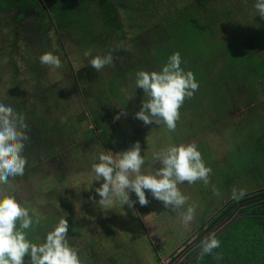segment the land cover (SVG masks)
I'll return each instance as SVG.
<instances>
[{"label":"rangeland","instance_id":"rangeland-1","mask_svg":"<svg viewBox=\"0 0 264 264\" xmlns=\"http://www.w3.org/2000/svg\"><path fill=\"white\" fill-rule=\"evenodd\" d=\"M11 1L17 0H0L2 5L0 8V103L11 105L35 131L45 134L41 136L45 140L42 148L46 146L43 149L48 150L39 151L37 146V151L32 152L33 149L24 156L27 160L26 164H36L35 169L39 170V175L33 182L30 178L35 175L10 177L9 184L0 185V193L14 197L22 206L29 209L30 215L37 217H45L46 214L48 216L52 208L51 201L65 194V199L70 201L66 214L56 212L49 217L56 224L61 218L74 221L75 224L86 223L89 219V226L94 216L92 232L96 236L97 244L100 245L95 247L97 258L107 256L110 261L126 263L125 257L132 255L134 259L128 258L127 263L180 264L182 253L188 247H195V241L200 235L206 231V234L212 232V220L227 207L230 197L233 196V189L244 190L247 194L263 187L264 173L258 175L257 181V171L254 168L249 169L250 159L253 157L256 162L258 160L257 152L254 153L251 149L253 145V148L257 149L256 141L260 136L259 126L256 125L257 109L254 102L261 104L264 101V91L257 96V90L255 91L253 85L251 86L253 79L247 81L241 91L239 86L236 87L238 82H235L232 88L226 85L221 93L225 96L226 100H223L228 106V114L225 117L221 112L216 113L213 107H210V112L213 114L205 117L207 107L204 108V113L200 115L201 119L198 121L192 116L197 110L190 108L201 99L207 101V95L212 93L220 97L215 91L208 92V84L220 85L221 73L226 69L227 74L232 75L234 68L228 69L235 66L230 64L231 59L238 64V61H242L245 65L249 63L248 59H244L247 57L245 49L238 45L247 37H251L258 27H264V19L258 16L254 7L255 0H120L115 7L116 12L108 17H113L110 21H113L114 25L112 22L104 20L101 22V18L94 17L92 21L88 19V24L94 23L88 33V24L81 21V18L75 20L66 17L61 22H57L54 12L50 9L51 5L56 6L53 0H37L44 12L45 10L48 12L41 16L36 14V4L33 3L30 10L23 9L22 7L29 2L21 0H18L17 5L20 9H5L3 4H14ZM84 3L88 13L97 12L99 6L96 7L95 2L92 5ZM127 9L134 10L133 14ZM100 10L105 13L106 5L101 6ZM75 12L83 17L85 9ZM186 20L197 24L196 34L194 28H184L187 26ZM108 24L112 34L105 41L106 35L102 38L101 32ZM184 30L186 34L182 32ZM181 32L187 40L182 41L181 44L187 46L191 56L189 63L193 69L198 67L201 74L205 75L195 79L199 84L198 90L194 93L195 97L186 98L184 101L185 109L183 108L181 113L186 118L188 113L186 108L191 111V114H187L188 119H185L188 120V124L179 126L175 131H166L164 125L147 126L135 118L142 101L147 99L143 90L136 87V73L160 71L168 58L177 52L183 61L186 48L174 39L175 35ZM91 39H96L95 45L87 44ZM126 47L130 50L125 51ZM86 52H90L91 55L85 56ZM246 52L248 56L254 54L252 48L246 49ZM45 53L58 56L62 67L57 69L42 65L39 57ZM108 54L114 58L111 65L105 66L99 72L92 69L89 64L92 57ZM181 67L188 72L189 68L185 67L183 62ZM190 70L193 71L191 68ZM252 76L254 77V74ZM231 79L235 81L238 77L233 73ZM261 81L264 85V80ZM113 83L118 93L108 98V95L112 94L110 92L113 91L111 89ZM76 88L82 89L86 95L79 96ZM10 91L14 92L10 93ZM54 93L57 95L51 107L48 100ZM252 95L257 97L255 101L249 97ZM45 97H47L46 101L37 102L39 98L44 100ZM96 102L100 107L97 113L92 109ZM260 104L258 106L263 121L264 105ZM252 107H255V111L251 110ZM122 108L123 112H121ZM36 112L42 116L43 121L44 118L46 121L42 123L36 121L38 119ZM117 114H120L118 120L114 119ZM98 116L102 124L100 129L96 130L93 118ZM222 117H224L223 122L208 121ZM145 126L148 130L146 134L135 139L136 135L144 131ZM177 134L196 137L197 150L201 153L205 166L211 169L207 185L197 181L190 186L179 188L181 193L188 197V201L195 199L208 204V215L212 216L215 213L213 219L206 220L203 229H200L205 232L198 234L194 233L191 227L182 226V228L178 224H171L172 232L164 231L165 227L159 230L160 234H165L162 238L152 228L151 233H154L153 238L156 241H151L152 237L142 231L143 206L139 204L135 193H130V199L135 201L132 208L127 205L122 206L120 200L114 198L110 205L97 203L98 210L86 206L85 211H81L83 206L77 201L84 202L88 190L82 193L83 185H87V182L91 183L93 184L91 189L95 191V188L103 183L102 180L96 181L92 172V165L99 162L98 157L101 153L117 156L139 141L143 157L146 163L150 164L154 153L165 148L162 137L165 141H169L166 135L171 136L169 143L176 144L179 140ZM99 136L104 138L100 143ZM247 136L252 137L249 142ZM241 142V145L235 147ZM224 149H232L235 155H224ZM259 150L258 152L261 153V144ZM40 163L42 166L39 165ZM157 164L158 162L151 168L146 166L142 171L146 174L154 173ZM241 167L245 171V176L249 177V183L231 181L232 170ZM60 172H66L64 180L55 177ZM88 192L90 200L100 199L90 187ZM146 198L150 200L147 194ZM224 200L227 202L225 203ZM91 204L95 206L96 203ZM165 211L170 212L167 209ZM227 219L224 223L228 222ZM170 220H175L173 212L168 213L167 221ZM107 223L109 225L106 226ZM195 223L197 222L193 221L189 226ZM99 224L104 225L105 229H101ZM71 230L69 227L68 236H71L72 240V244L69 245L78 250L81 264H94L91 261L93 259L86 258L89 256L81 255L83 252L87 254V246L84 244L87 245L89 234L83 241L81 234L77 235ZM133 230L135 234H140L138 238H132ZM29 231L28 236L33 237L35 232ZM186 240L183 249L179 250L180 244ZM197 253L189 258H193ZM206 255L218 260L214 251L204 256ZM27 261L25 257L26 264Z\"/></svg>","mask_w":264,"mask_h":264},{"label":"clouds","instance_id":"clouds-1","mask_svg":"<svg viewBox=\"0 0 264 264\" xmlns=\"http://www.w3.org/2000/svg\"><path fill=\"white\" fill-rule=\"evenodd\" d=\"M259 17L264 19V0H255L254 5ZM130 50L129 47L124 48ZM86 52L85 56H90ZM111 54L94 56L89 64L96 72L113 63ZM42 65L61 68L60 58L52 53L39 57ZM180 54H172L160 71H138L135 84L143 90L146 100L135 113V118L145 125L155 123L165 125L169 131H175L180 118V108L186 98H191L198 90L199 84L191 71L185 72L181 67ZM123 112V108L121 109ZM114 119H120L117 114ZM30 139L28 125L11 105L0 103V185L9 184V178L23 176L27 163L23 155L25 142ZM99 162L92 165L95 180L103 183L95 188L100 205H110L113 199H119L121 205L132 208L135 201L130 193H135L141 206H146L147 190L154 199L163 203L166 209L178 211L183 226H189L195 220L196 206L188 205V197L183 195L178 185L197 181L209 183L211 169L205 166L201 153L195 144L169 145L154 153L153 160L160 164L154 173L142 171L145 158L141 155V145L135 142L131 148L119 155L101 153ZM244 190L233 189L236 199L242 198ZM94 199V198H93ZM184 209V210H182ZM182 210V211H180ZM39 219L33 220L29 209L22 206L14 197L0 193V264H81L78 250L68 243L69 224L61 218L47 232L42 243H33L25 230H29ZM19 225V226H17ZM201 241L200 255L212 254L220 247L215 234ZM216 259H222L219 255Z\"/></svg>","mask_w":264,"mask_h":264},{"label":"crops","instance_id":"crops-1","mask_svg":"<svg viewBox=\"0 0 264 264\" xmlns=\"http://www.w3.org/2000/svg\"><path fill=\"white\" fill-rule=\"evenodd\" d=\"M54 1V3L56 4V6H54V5H51L52 6V8H50L51 9V11L52 12H54V13H61V11H63V13H67V15H71V17L74 19V17H75V15L76 14H78L77 12H75V11H77V10H82V9H85V12H84V16L82 17V21L83 22H85V23H87L88 24V19L90 20V21H92L93 20V18L94 17H96L97 19H99V18H101V22H112V24L114 25V22L113 21H110V20H113V17L112 18H108L109 17V15H111V14H113V13H115L116 12V9H115V7L117 6V4H118V1H120V0H81L80 2H77V1H75V0H53ZM103 1H106L107 3H104ZM122 1V0H121ZM84 2H86L87 4H89V5H92V4H94V2H95V6L97 7V6H99V8H98V10H96L97 12H94V11H92V12H89L88 13V11H87V7L84 5L85 3ZM130 2V1H129ZM104 4L106 5V12L104 13L103 11L101 12V6H103L104 7ZM127 10H129L130 12H132V14H133V11L134 10H132V9H127ZM129 15H131V13H129ZM61 16V18H63V16L64 15H60ZM68 17V16H67ZM70 17V16H69ZM61 18H60V20H61ZM104 20V21H103ZM58 22V21H57ZM59 22H61V21H59ZM99 22V21H98ZM94 23H91V25H93ZM90 24H88V31H87V33L89 32V29H90V26H91ZM109 27H110V25L108 24V26L107 27H105V28H102V30H104V31H102L101 32V37L102 38H104V35H106V40L105 41H107L108 39L107 38H110L111 37V35L110 34H112V30H110L109 29ZM84 33V32H83ZM86 34V33H85ZM114 34V33H113ZM125 38V36H123V38L122 39H124ZM95 42H96V39H94V40H90L89 41V43H87V44H93V45H95ZM106 43V42H105ZM104 45V44H103ZM258 51H257V54H256V56H257V58H256V67H258V69H256V73H255V76H256V84H257V82L259 81H261V80H264V60H263V57H264V46H261V45H258ZM194 70L195 71H192V73L194 74V77H195V79H198V78H200L201 76H204L205 74H201V72H199L200 70H199V68L198 67H195L194 68ZM249 75V74H248ZM249 79H252V76L251 75H249ZM262 82V81H261ZM261 82L259 83V85H258V90H257V96L258 95H261V93L264 91V85H262L261 84ZM252 84H255L254 82L252 83ZM113 85H115L114 83H113ZM112 87V86H111ZM76 90L78 91V94H79V96H84V95H86V92H84L82 89H80V88H76ZM56 95H57V93H56ZM55 93H54V95L52 96V97H50L49 98V100H48V103H49V105L51 106V104L53 103V101H54V99H55ZM193 97H195L194 95H193ZM225 104H216V105H208V106H199V102H195V105H193V106H190V108H195L196 110H197V112L195 113H192V116H194L195 117V120H198V121H200V119H201V116L200 115H202L203 113H204V108H207L208 107V109H206L205 110V113H206V115H205V117L207 116V115H209V114H213L212 112H210V107H213V108H215L216 109V113H220L221 112V114L225 117L227 114H228V112H227V109H228V106H227V102H224ZM97 104H99L98 102H96V104H95V106L92 108L93 110H95V113H97V112H99V106L97 105ZM260 104V103H259ZM258 104V102H256V109H257V121H256V125H258L259 126V128H258V131H260L259 132V134H260V136H258L259 137V139H258V141H256L257 142V145H258V147H257V149L256 148H253L254 147V145H253V147H252V151L255 153V152H257V154H258V160H257V162H256V160L252 157L251 159H250V166H249V169H252V168H254V170L255 171H257V181H258V175H263V173H264V136H262L263 135V131H264V120L262 121V118H261V112H260V110H259V105ZM260 105H264V101L260 104ZM183 108L185 109V107H184V103H183ZM52 107V106H51ZM234 107V106H233ZM183 108H181V110H183ZM181 110H180V118H179V120L176 122V124H177V126H176V129L179 127V126H181V125H185V124H188V120H185V119H188V115L187 114H191V111H190V109H189V111H188V108H186V110H187V114H186V118H185V115L183 114V113H181ZM252 110H255V107H252ZM182 112H184V111H182ZM256 112H255V114H256ZM264 112V111H263ZM247 114V113H246ZM224 117H222L221 119H217V120H215V119H212V120H208V121H211V123L213 122H217V121H220V122H223L224 121ZM99 116L98 117H96V118H93L94 120H97V121H95V122H93L94 123V125H96V130H97V128H98V130L100 129V127H101V124H102V121H100L99 120ZM154 125H155V123H153ZM148 126V125H147ZM147 126H145V129H144V131L143 132H141L139 135H136V137H135V139L136 138H139V137H142L143 136V134L145 135L146 134V132L148 131L147 130ZM164 129H166V131H169L168 129H167V127L164 125ZM177 135H179V140H178V143H176V144H173V143H169V141H170V137L171 136H168V135H166L167 137H168V139H169V141H165L164 140V138L162 137V142L164 143L163 144V146L166 148L167 146H169V145H180V144H195V141H196V137H194V138H192L191 137V135H183V134H177ZM196 136H198V135H196ZM200 136V135H199ZM252 137H250V136H247V139H248V142H249V140L251 139ZM98 139H99V143L102 141V139H104L103 138V136L100 138V136L98 137ZM191 139L193 140V141H191ZM260 142V143H259ZM232 143V142H231ZM235 143H233V145H234ZM242 144V142L240 143V144H238V145H236L235 147H237V146H239V145H241ZM261 144V153H259L260 152V150H259V145ZM196 145V144H195ZM162 146V147H163ZM223 146H224V144H223ZM159 149H161V147L159 148ZM125 151V150H124ZM244 151V150H243ZM243 151H241V153H243ZM259 151V152H258ZM141 155L143 156V152L141 151ZM224 155H235L234 154V152H233V150L232 149H229V150H226V149H224ZM156 163V161H154V160H152L151 162H150V164H147L146 163V160H145V165L143 166V168H145L146 166V168H151V167H154L153 166V164H155ZM156 167L157 168H159L160 167V164L158 163L157 165H156ZM155 167V168H156ZM154 171V170H153ZM152 172V171H151ZM244 178V179H243ZM248 178L249 177H246L245 176V171L242 169V167L241 168H237V169H233L232 170V176H231V181H235V182H237V183H243V182H248L249 183V181H248ZM254 181H256L255 180V178H254ZM234 182V183H235ZM233 183V184H234ZM87 185L90 187V190L92 191V192H94V193H96L95 191H93L92 189H91V187H92V185L93 184H89L88 182H87ZM87 185H83V188H82V193L86 190V189H88L89 190V187L87 186ZM185 186H190V185H188V183L187 182H185L184 184H180V185H178V188H184ZM257 187H259V186H257ZM263 187H264V185H263ZM262 187V188H263ZM191 188V187H190ZM259 189H261V188H259ZM259 189H256L255 191H257V190H259ZM88 190L86 191V200H84V202H79V201H77L78 203H80L83 207L81 208V211H85L84 210V208H86V206H91V207H93L95 210H98V206H97V203L95 204V206H93L91 203H93L94 202V200H90V197H89V192H88ZM255 191H253V192H255ZM253 192H250V193H253ZM145 193L147 194V196H150V200H149V203L146 205V206H143V209H142V212H144V217H142V220H141V227H142V231L145 233V234H147L149 237H152L151 238V241H153L154 240V233H151V229L152 228H154V230L155 231H157L158 232V234H159V237H164L165 236V234H160L159 233V230H162L164 227H165V229H164V231H166V232H168V233H170V232H172L171 231V227L173 228V226H171L170 227V225L171 224H178V225H180L181 227L183 226L182 225V223H181V218H180V215H179V213H178V211H173V210H171V209H167L168 211H170V212H173L174 214H175V220L174 221H172V220H170V221H167V216H168V213L170 214V212H166L165 210V208H163V203L162 202H160V201H158V200H156V199H154L153 197H152V195L146 190L145 191ZM250 193H247V194H250ZM97 194V193H96ZM247 194H245V195H247ZM232 196V195H231ZM198 197H201V196H198ZM74 198H76V197H74ZM235 198L232 196V197H230V199H229V201L230 200H234ZM225 201V203L227 202V200H224ZM228 201V202H229ZM69 203H70V201L69 200H66V199H64V207L63 208H59V207H57V205L55 204V206L53 207L52 205H50V206H52V208H51V210L49 211V214H48V218L50 219V215L52 214V213H56V212H58V213H63V214H66L65 213V211L67 210V209H69ZM154 203V204H153ZM151 204H153V205H151ZM151 205V206H150ZM188 205H194V206H196V213H195V220L194 221H196L197 223H195V224H193V226H187V227H191V228H193L194 229V233H198V234H200V233H202L203 231H201L203 228V225L206 223V220H212L213 218V215L215 214H213L212 216H210V215H208V208H209V205L207 204H205V203H203L202 201H198V200H189L188 201V204H187V206ZM187 206H184V208L186 209V207ZM182 210H184V209H182ZM182 210H180V211H182ZM217 214V213H216ZM47 215V214H46ZM207 215V216H206ZM215 218V217H214ZM241 218L242 219H245V215H242L241 216ZM94 216H92V218H91V221L89 222V226H88V220H87V222L86 223H83V224H80V223H78V222H76L77 224H75V222L74 221H70V220H67L68 221V224H69V227L72 229L71 231H75V234H77V235H79V234H81V236L83 237V241H85V239H86V236H87V245H85L84 244V246H87V254H86V252H83V253H81V255H83V254H85V256H89V257H86V258H90V260L91 259H93V260H91L94 264H98L99 262H101V264H130L131 262H129V263H127V260H128V258H130V259H134L133 258V256L132 255H127L126 257H125V259H126V263H121V262H115V261H110V260H108V257L107 256H103L102 258H97V257H95V253L97 252L96 251V249H95V247H100V245H98L97 243V240H96V236L93 234V232H92V230H93V222H94ZM51 220V219H50ZM107 220H109V218L107 217ZM214 220V219H213ZM212 220V221H213ZM142 221H144L145 223L143 224L142 223ZM198 221H199V223H198ZM166 222H168V224L166 225ZM192 224V223H191ZM107 225H109L108 223L106 224V226ZM99 226H100V228L102 229H105L104 228V225H101V224H99ZM184 227V226H183ZM182 227V228H183ZM180 228V227H179ZM186 228V227H185ZM199 228V229H198ZM198 229V230H197ZM201 229V230H200ZM201 231V232H200ZM184 232V231H183ZM187 234H189L190 232H186ZM77 235L74 237V239L77 237ZM91 235V236H90ZM102 235V234H101ZM131 235H133V237L132 238H138L139 237V235H137V234H135V231L133 230V233L131 234ZM186 237V236H185ZM200 237V236H199ZM67 239H68V243L69 244H72V240H71V236H67ZM154 241H156V240H154ZM187 242V240L184 242V243H182V244H180V246H178V248H179V250L180 249H183L182 247L185 245V243ZM157 243V242H156ZM151 244H153L152 242H151ZM153 245H155V244H153ZM178 248H176V250L178 249ZM190 248V249H189ZM191 248H194V247H188V249L187 250H185V252H183L182 253V256H183V258L185 257V255L187 254V252L189 251V250H191ZM201 252V251H200ZM84 256V255H83ZM201 255H200V253H197L194 257H193V259H195L196 257H200ZM183 258H182V260H183ZM181 260V261H182ZM180 261V262H181ZM183 263H185V264H200V263H193V262H189V260L188 261H186V260H183V262H181L180 264H183ZM132 264V263H131ZM206 264V263H205ZM221 264H226V263H221Z\"/></svg>","mask_w":264,"mask_h":264},{"label":"trees","instance_id":"trees-1","mask_svg":"<svg viewBox=\"0 0 264 264\" xmlns=\"http://www.w3.org/2000/svg\"><path fill=\"white\" fill-rule=\"evenodd\" d=\"M21 1L29 2L27 5H24V7H22L23 9L30 10L33 3L36 4L37 9H35V11L36 14H38L39 16L47 12L46 10L44 12V9L38 5L39 2L37 0H29V1L21 0ZM75 1L80 2L81 0H75ZM11 2H13L14 4H8V5L3 4V7H5V9H14V8L20 9V7L17 6L18 0ZM0 8H2L1 3H0ZM66 14L67 13H63V11H61V13L59 12L54 13L55 17L57 18L56 20L58 22L61 21L62 19H66L67 16L69 17V15L66 16ZM60 15H64L63 18H61ZM185 24H187V26L184 28L187 27L194 28V34H196L195 28L197 24H193L191 20H186ZM182 32L185 33L186 31L184 30ZM182 32L179 35H175L174 38L175 41L180 44L182 41L186 40ZM251 35H252L251 37L249 38L247 37V39H245L243 43H240L238 45L240 46V48L245 49V53L247 57L244 59H248L249 63H246L247 65H245L242 61H238L239 62L238 64L236 61L231 59L230 64H233L235 66L228 69L234 68V71L241 70V72H245V73L248 72L247 74L251 76L253 75V73H256V69H255L256 58H257L256 54L258 51V48L256 49V47L258 45L264 46V41H263L264 27H258L257 30ZM181 45H184V47L186 48L184 52V59L182 61L183 65L195 71L191 66V64L189 63V61L191 60L190 58L191 56L188 53L187 46L185 44H181ZM248 48H252L254 50V54H252V56H248L246 52V49ZM252 57L255 59L253 60ZM11 60L12 59H10V61ZM111 89L113 91L110 92L112 94H109L108 98H112L118 93V90L115 88L114 85L111 87ZM254 90L256 91L255 88ZM13 92L14 91H10V93ZM249 97L253 98L252 101H255L257 99L255 95ZM46 100L47 97H45L44 100L43 98H39L37 102L39 101L44 102ZM254 103H256V101ZM181 108H183V106H181ZM37 117L38 119L36 121L42 123L43 121V118H41L42 116L37 114ZM45 121L46 120L44 118L43 122ZM95 121L97 120H94L93 122ZM25 123L28 125V135L30 139L25 142V150L23 152V154H25L24 156L28 155L29 151L33 149L34 150L32 152L37 151L36 150L37 146H39L38 147L39 151L41 150L47 151L48 149H43L46 148V146L42 148V144L45 143V140H43L41 136H44L45 134H40V132H37V130L35 131L29 122L25 121ZM39 165L42 166L41 163ZM36 167H37L36 164L32 165L31 163L26 164L25 166L24 174H28V176L35 175V177L30 178L32 182L35 180L36 176L39 175V170L35 169ZM65 176H66V172H60V174H58L55 177L64 180ZM65 197H66L65 194L59 196V198H56V200H54L53 202L51 201V205L54 207L56 204L57 207L63 208ZM23 204H25L24 200H23ZM242 215H245V219L241 218ZM30 216L33 217L34 221L36 219H39V224L34 223L32 228L29 229L35 232V235L33 237L28 236L30 232L29 230H25L26 234L33 243H42L47 232L50 231L54 227V225H56V223H54L53 220H50L47 215H45V217L38 216L39 218L37 217V215H30ZM227 218L229 219V222L224 223ZM211 225H212L211 226L212 232L209 233H214L216 238L220 241V247L213 250L214 255L215 256L219 255L220 257H222V259L215 260L213 257H207V255L196 257L195 259L189 258L191 255H194L197 252L200 253L201 241L204 238L208 237L206 235L209 234V233L206 234L207 231L206 232L204 231L205 233L200 235L197 241H195L196 246L194 248H191V250L187 252L183 260L186 261L189 260V262L200 263V264H205V263L221 264L222 262H226L228 264H264V187L253 193L244 195L240 199L230 200L227 207L219 212V216L217 215V217L214 218ZM215 227H217L218 229L216 228V230L213 232ZM203 235H205L206 237ZM26 258L28 260L30 259L28 256H26ZM183 260L181 262H183Z\"/></svg>","mask_w":264,"mask_h":264},{"label":"flooded vegetation","instance_id":"flooded-vegetation-1","mask_svg":"<svg viewBox=\"0 0 264 264\" xmlns=\"http://www.w3.org/2000/svg\"><path fill=\"white\" fill-rule=\"evenodd\" d=\"M69 16L71 17V15H69ZM77 18H81V21H82V17L80 16V14H76L75 15L74 19L76 20ZM257 47H256V49H257ZM252 59L254 60L255 58L252 57ZM188 71H191V70L188 69ZM227 72H228V70H224V73L223 72L221 73V78H220V85L221 86L219 84H213V83H211V85L208 84V87H209L208 92L209 91H215L216 93H219L220 97H216L215 96V93H212L210 95H207V98H206L207 101H204L205 99H203V100L201 99L199 101V106L225 104L224 102H226V101H224L223 99L226 100V98L221 93L223 92V90L226 87V85H228V86H230L232 88V85L235 82H238V84L236 85V87L239 86V91H241V90H243V87L246 84V82L251 80V79H249V75L247 73L244 72V74L242 75L241 70H236V71L233 70L232 71V75L234 73V75L238 77V79H236L235 81H233L231 79L232 75L227 74ZM253 74H254V77L252 76V79H253V82L256 84V76H255V73H253ZM259 83L260 82L258 81V84H256V85L255 84H251V86L253 85V89L255 88L256 90H258ZM211 234H213V233H211ZM211 234H207V235L210 236Z\"/></svg>","mask_w":264,"mask_h":264},{"label":"water","instance_id":"water-1","mask_svg":"<svg viewBox=\"0 0 264 264\" xmlns=\"http://www.w3.org/2000/svg\"><path fill=\"white\" fill-rule=\"evenodd\" d=\"M228 222H229V220H228Z\"/></svg>","mask_w":264,"mask_h":264}]
</instances>
